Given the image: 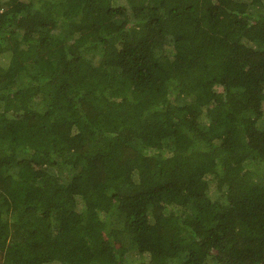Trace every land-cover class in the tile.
<instances>
[{
	"label": "trees",
	"instance_id": "16d2710c",
	"mask_svg": "<svg viewBox=\"0 0 264 264\" xmlns=\"http://www.w3.org/2000/svg\"><path fill=\"white\" fill-rule=\"evenodd\" d=\"M264 264V0H0V264Z\"/></svg>",
	"mask_w": 264,
	"mask_h": 264
},
{
	"label": "rangeland",
	"instance_id": "374dc122",
	"mask_svg": "<svg viewBox=\"0 0 264 264\" xmlns=\"http://www.w3.org/2000/svg\"><path fill=\"white\" fill-rule=\"evenodd\" d=\"M54 264H56V263H54ZM57 264H58V262H57Z\"/></svg>",
	"mask_w": 264,
	"mask_h": 264
}]
</instances>
